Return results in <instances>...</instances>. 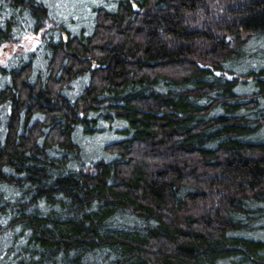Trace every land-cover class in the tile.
Here are the masks:
<instances>
[{
    "label": "trees",
    "instance_id": "trees-1",
    "mask_svg": "<svg viewBox=\"0 0 264 264\" xmlns=\"http://www.w3.org/2000/svg\"><path fill=\"white\" fill-rule=\"evenodd\" d=\"M10 46L0 264H264V0H0Z\"/></svg>",
    "mask_w": 264,
    "mask_h": 264
},
{
    "label": "rangeland",
    "instance_id": "rangeland-1",
    "mask_svg": "<svg viewBox=\"0 0 264 264\" xmlns=\"http://www.w3.org/2000/svg\"><path fill=\"white\" fill-rule=\"evenodd\" d=\"M38 42V39L36 36L32 35V34H27L23 37L21 43L19 44V50L22 51H26V50H31L33 49L36 44ZM12 49V46H10V49L8 48H3L1 49V54H0V62L4 63L7 58L10 56V50ZM239 91H244V89L242 87L238 88ZM107 135H103V136H98L96 137V142H98L97 144H99L102 140L106 139ZM108 139V138H107ZM97 148V145L96 147Z\"/></svg>",
    "mask_w": 264,
    "mask_h": 264
},
{
    "label": "water",
    "instance_id": "water-1",
    "mask_svg": "<svg viewBox=\"0 0 264 264\" xmlns=\"http://www.w3.org/2000/svg\"><path fill=\"white\" fill-rule=\"evenodd\" d=\"M63 37H64V39H66V38H65V34H64V33H63Z\"/></svg>",
    "mask_w": 264,
    "mask_h": 264
}]
</instances>
